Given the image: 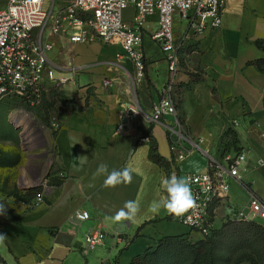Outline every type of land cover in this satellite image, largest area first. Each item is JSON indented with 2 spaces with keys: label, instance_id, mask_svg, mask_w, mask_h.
Wrapping results in <instances>:
<instances>
[{
  "label": "crops",
  "instance_id": "1",
  "mask_svg": "<svg viewBox=\"0 0 264 264\" xmlns=\"http://www.w3.org/2000/svg\"><path fill=\"white\" fill-rule=\"evenodd\" d=\"M70 1L46 4L53 12L39 37L55 75L47 81L46 96L52 99L51 91L59 86L71 100L60 108L52 140L54 176L61 183L33 204L0 203L6 209L0 215V264H128L162 236L188 233L158 207L162 180L205 172L209 156H223L220 143L229 129L236 132L238 145L228 153L243 152L246 161L239 180L228 177L230 192L215 205L214 228L239 219L240 213L264 223L251 211L253 202H264V71L255 64L264 59V49L256 44L264 41V0H226L222 26L201 33L176 20L183 43L173 97L189 137L183 146L198 145L181 161L173 156L165 125L146 120L170 77L166 56L152 38L157 16H150L143 29L145 76L133 84L134 65L122 55L120 42L75 43L68 34L51 32V22ZM133 15L128 8L124 19L130 22ZM135 95L145 115L140 124L151 142L137 144L134 130L119 129L124 105ZM153 147L162 162L152 159ZM101 164L109 172L129 169L131 182L106 187L107 174H97ZM130 200L139 204L135 219L117 221L116 213ZM82 211L88 219L75 217ZM116 224L124 226V233L115 231ZM94 229L105 231V240L84 254L86 234Z\"/></svg>",
  "mask_w": 264,
  "mask_h": 264
},
{
  "label": "built area",
  "instance_id": "2",
  "mask_svg": "<svg viewBox=\"0 0 264 264\" xmlns=\"http://www.w3.org/2000/svg\"><path fill=\"white\" fill-rule=\"evenodd\" d=\"M50 1L0 0V101L17 96L27 103H39L47 81L55 80L54 70L39 40L53 12V9L46 8ZM225 4L226 0H71L59 10L50 29L53 34H68L75 43L93 39L120 42L122 55L130 58L134 65L131 81L136 84L144 78L146 70L143 29L150 16H157V27L152 38L166 56L170 77L163 96L153 104L146 120L151 124L165 125L173 156L181 161L198 145L194 143L190 150L183 146L189 137L177 116L173 97L183 43V39L176 35V17L178 22L186 23L194 33L217 29L223 24ZM128 8L134 10L130 22L124 19V12ZM104 84L108 86L111 81L107 79ZM22 113L25 111L15 113L13 118ZM143 115L135 95L124 105L123 122L119 124L120 130L130 128L135 131L137 144L151 142V136L142 129L139 121ZM245 161L243 152L226 153L221 158L209 156L205 172L187 176L192 185L195 205L182 216L170 215L171 219L200 236L210 234L214 228L215 205L226 199L230 192L228 177L239 180L240 167ZM251 211L264 220V202H253ZM75 217L85 220L89 218V213L77 212ZM238 217L250 220L248 214L240 213ZM105 237L106 232L102 229L91 230L86 234L81 251L87 254L101 245Z\"/></svg>",
  "mask_w": 264,
  "mask_h": 264
},
{
  "label": "rangeland",
  "instance_id": "3",
  "mask_svg": "<svg viewBox=\"0 0 264 264\" xmlns=\"http://www.w3.org/2000/svg\"><path fill=\"white\" fill-rule=\"evenodd\" d=\"M51 93L52 99L36 104L26 103L17 96L0 101V203L16 200L33 204L51 187L50 176L57 172L52 141L56 119L60 117L62 105L71 101L59 86ZM55 96L57 100H53ZM47 104L53 109L46 117ZM21 110L25 111L24 115H16L14 119L15 113ZM26 115L32 116L36 124L31 131L33 144L30 146L25 144L28 128L21 120ZM35 193L38 195L34 197Z\"/></svg>",
  "mask_w": 264,
  "mask_h": 264
},
{
  "label": "trees",
  "instance_id": "4",
  "mask_svg": "<svg viewBox=\"0 0 264 264\" xmlns=\"http://www.w3.org/2000/svg\"><path fill=\"white\" fill-rule=\"evenodd\" d=\"M256 44L264 49V41L258 40ZM255 64L264 71V59ZM46 99L44 92L40 102ZM50 107L47 104L44 109L46 117L53 109ZM237 145L236 132L227 130L220 143L223 155L237 149ZM151 157L157 162L163 161L154 147ZM54 175L50 176L51 186L61 183L60 177ZM128 264H264V223L234 218L228 219L220 228H213L207 236H200L190 229L185 234L162 236Z\"/></svg>",
  "mask_w": 264,
  "mask_h": 264
},
{
  "label": "clouds",
  "instance_id": "5",
  "mask_svg": "<svg viewBox=\"0 0 264 264\" xmlns=\"http://www.w3.org/2000/svg\"><path fill=\"white\" fill-rule=\"evenodd\" d=\"M85 162L81 161V163ZM260 163L264 165V160L260 161ZM105 173L107 174L104 180L106 187L115 186L122 182L130 183L132 180L130 170L127 168L109 172L106 164L99 165L97 174ZM162 186L164 194L159 195L158 207H163L170 215L182 216L195 205V199L188 179L172 174L170 177L162 180ZM138 211L139 204L137 202L127 201L124 207L116 213L115 219L117 221L126 219L131 222L135 219ZM5 212L4 204H0V215H4Z\"/></svg>",
  "mask_w": 264,
  "mask_h": 264
},
{
  "label": "bare ground",
  "instance_id": "6",
  "mask_svg": "<svg viewBox=\"0 0 264 264\" xmlns=\"http://www.w3.org/2000/svg\"><path fill=\"white\" fill-rule=\"evenodd\" d=\"M21 120H22V122L23 123H25V125L27 126V128H28V132H27V134H26V137H25V139H24V141H25V144L26 145H28V146H30V145H32L33 143V141H32V134H31V131H32V129L34 128V125H36L35 124V121H33V119H32V116H29V115H26V116H24V117H21ZM41 127V126H40ZM41 129V128H40ZM40 129H37V130H35L36 132H39V130ZM39 134V133H38ZM34 136V135H33ZM23 183H27V181H25V182H23Z\"/></svg>",
  "mask_w": 264,
  "mask_h": 264
},
{
  "label": "water",
  "instance_id": "7",
  "mask_svg": "<svg viewBox=\"0 0 264 264\" xmlns=\"http://www.w3.org/2000/svg\"><path fill=\"white\" fill-rule=\"evenodd\" d=\"M115 230L117 232H124V226L122 224H116Z\"/></svg>",
  "mask_w": 264,
  "mask_h": 264
}]
</instances>
